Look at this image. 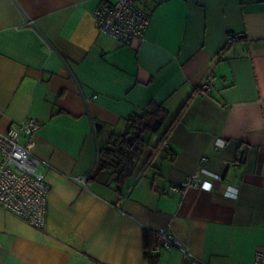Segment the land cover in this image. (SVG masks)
Instances as JSON below:
<instances>
[{
	"label": "crops",
	"instance_id": "obj_1",
	"mask_svg": "<svg viewBox=\"0 0 264 264\" xmlns=\"http://www.w3.org/2000/svg\"><path fill=\"white\" fill-rule=\"evenodd\" d=\"M112 1L0 0V131L37 119L30 152L48 165L42 230L0 207V264H182L178 249L148 254L160 227L211 264H251L264 250V0H137L150 22L131 45L95 28ZM152 103L164 119L118 189L98 149ZM203 156L218 188L168 193Z\"/></svg>",
	"mask_w": 264,
	"mask_h": 264
},
{
	"label": "built area",
	"instance_id": "obj_2",
	"mask_svg": "<svg viewBox=\"0 0 264 264\" xmlns=\"http://www.w3.org/2000/svg\"><path fill=\"white\" fill-rule=\"evenodd\" d=\"M137 0H114L98 5L92 11L95 28L124 45L134 41H143L150 22L149 12L136 5ZM243 36L242 32H230L227 42L232 43ZM211 79L200 85L199 92L210 89ZM39 122L28 117L6 131H0V207L17 215L30 226L42 230L46 221V194L48 185L44 178L47 165L41 158L30 152V136L39 128ZM26 138V143L20 142ZM216 146H222V139L215 140ZM163 145L166 146L165 142ZM164 156L172 157L169 150ZM208 158L200 159V166L189 173L182 181L170 184L167 192L182 197L188 189L216 190L221 176L208 170L204 164ZM74 179L84 184L86 175ZM236 190V191H233ZM223 195L235 197L236 188L225 187ZM154 240L148 247L150 255L162 250L178 249L182 254V264H211L202 260L182 243L168 228L160 227L154 231ZM251 264H264V250L254 252Z\"/></svg>",
	"mask_w": 264,
	"mask_h": 264
},
{
	"label": "trees",
	"instance_id": "obj_3",
	"mask_svg": "<svg viewBox=\"0 0 264 264\" xmlns=\"http://www.w3.org/2000/svg\"><path fill=\"white\" fill-rule=\"evenodd\" d=\"M198 91L199 89L196 92ZM164 114L163 107L153 103L140 112L132 113L127 118L125 130L111 133L106 144L98 149L97 168L110 170L118 189L123 181L132 174L135 168L134 159L141 154L143 148L148 144L146 134L156 132L152 123L156 119L162 121ZM171 125L173 122L160 137L153 152L162 148Z\"/></svg>",
	"mask_w": 264,
	"mask_h": 264
},
{
	"label": "water",
	"instance_id": "obj_4",
	"mask_svg": "<svg viewBox=\"0 0 264 264\" xmlns=\"http://www.w3.org/2000/svg\"><path fill=\"white\" fill-rule=\"evenodd\" d=\"M159 119H156L153 123H152V127L153 128H156L157 126H158V124H159Z\"/></svg>",
	"mask_w": 264,
	"mask_h": 264
},
{
	"label": "clouds",
	"instance_id": "obj_5",
	"mask_svg": "<svg viewBox=\"0 0 264 264\" xmlns=\"http://www.w3.org/2000/svg\"><path fill=\"white\" fill-rule=\"evenodd\" d=\"M233 191H236V190H233Z\"/></svg>",
	"mask_w": 264,
	"mask_h": 264
}]
</instances>
